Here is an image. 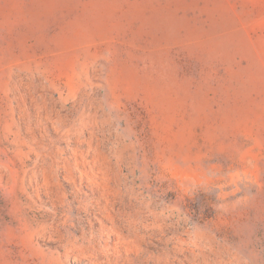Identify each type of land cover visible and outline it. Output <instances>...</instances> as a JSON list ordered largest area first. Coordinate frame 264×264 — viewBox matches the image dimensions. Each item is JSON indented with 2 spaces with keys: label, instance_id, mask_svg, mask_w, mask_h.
<instances>
[{
  "label": "rangeland",
  "instance_id": "rangeland-1",
  "mask_svg": "<svg viewBox=\"0 0 264 264\" xmlns=\"http://www.w3.org/2000/svg\"><path fill=\"white\" fill-rule=\"evenodd\" d=\"M0 264H264V0H0Z\"/></svg>",
  "mask_w": 264,
  "mask_h": 264
}]
</instances>
